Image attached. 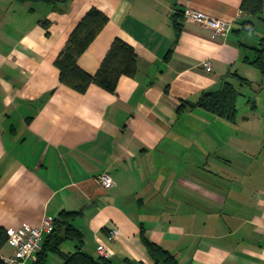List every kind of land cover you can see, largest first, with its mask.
I'll use <instances>...</instances> for the list:
<instances>
[{
    "label": "crops",
    "instance_id": "0c3cea01",
    "mask_svg": "<svg viewBox=\"0 0 264 264\" xmlns=\"http://www.w3.org/2000/svg\"><path fill=\"white\" fill-rule=\"evenodd\" d=\"M262 1L250 13L242 0H0V225L76 212L82 250L98 258L104 246L112 264H154L142 230L177 264H264ZM188 7L229 22L228 35L179 17L177 33L174 16ZM91 8L108 21L79 65L94 73L115 37L137 54L135 75L114 93H79L54 64ZM225 81L239 93L233 121L198 106L177 111ZM103 173L112 187L97 181ZM12 251L5 243L0 255ZM61 263L49 252L44 264Z\"/></svg>",
    "mask_w": 264,
    "mask_h": 264
},
{
    "label": "trees",
    "instance_id": "16d2710c",
    "mask_svg": "<svg viewBox=\"0 0 264 264\" xmlns=\"http://www.w3.org/2000/svg\"><path fill=\"white\" fill-rule=\"evenodd\" d=\"M55 4L58 0H32ZM262 0H242L240 9L250 13H259L262 10ZM174 16V27L180 32L179 18H183L182 11ZM108 21V18L98 9H89L78 21L71 31L64 47L56 57L54 64L59 70V81L79 93H84L90 85H96L107 92L116 91L117 82L121 76H134L136 69L137 54L134 47L125 40L115 37L109 49L104 55L99 68L90 73L83 69L79 63V56L89 47L95 36ZM257 67L264 72V51H259L254 61ZM236 75V74H234ZM243 79V78H242ZM238 91L230 81H225L221 89L217 91L203 92L194 103L181 102L177 111L198 106L227 120L233 121L236 115V99ZM76 212L61 211L53 220V231L45 236L41 250L37 253L34 264H44L49 252L61 255V264H112L106 257L94 258L82 250L81 231L73 225ZM63 227V233L59 228ZM7 229L0 225V250L7 241ZM142 241L154 261V264H177L176 257L169 250L159 244L150 241L141 232ZM64 239L77 241L74 251L62 252L60 244ZM0 264H4L0 255Z\"/></svg>",
    "mask_w": 264,
    "mask_h": 264
},
{
    "label": "built area",
    "instance_id": "2783aa9c",
    "mask_svg": "<svg viewBox=\"0 0 264 264\" xmlns=\"http://www.w3.org/2000/svg\"><path fill=\"white\" fill-rule=\"evenodd\" d=\"M182 15L184 21L200 23L210 29L213 37L225 38L230 31L229 22L208 16L195 9L185 8ZM203 65L207 71L211 69L210 60L204 61ZM97 181L103 188L113 186V179L107 173L99 175ZM52 231L53 222L48 218H44L37 226L9 227L6 243L13 251L10 256H2L4 264H28L29 261L35 259L42 248L43 239ZM110 233L112 236H116L117 229L111 228ZM98 251L103 257L107 258L109 256V252L104 246H99Z\"/></svg>",
    "mask_w": 264,
    "mask_h": 264
},
{
    "label": "rangeland",
    "instance_id": "374dc122",
    "mask_svg": "<svg viewBox=\"0 0 264 264\" xmlns=\"http://www.w3.org/2000/svg\"><path fill=\"white\" fill-rule=\"evenodd\" d=\"M72 251H74V250H72Z\"/></svg>",
    "mask_w": 264,
    "mask_h": 264
}]
</instances>
